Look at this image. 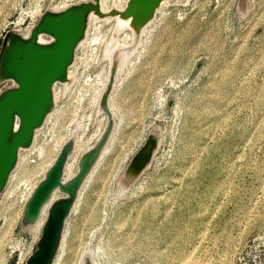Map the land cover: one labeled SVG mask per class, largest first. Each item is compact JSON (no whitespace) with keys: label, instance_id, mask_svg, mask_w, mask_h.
I'll return each instance as SVG.
<instances>
[{"label":"rangeland","instance_id":"rangeland-1","mask_svg":"<svg viewBox=\"0 0 264 264\" xmlns=\"http://www.w3.org/2000/svg\"><path fill=\"white\" fill-rule=\"evenodd\" d=\"M60 1L0 0V31L5 19ZM95 25L91 35L103 39L80 50L82 78L62 89L38 138L45 151L28 156L26 170L54 157L68 129L90 145L97 137L102 116L85 78L107 67L111 37L124 28ZM13 29L2 32L0 53ZM137 47L118 72L114 137L66 220L57 264H82L85 254L98 264H264V0H169ZM155 126L151 163L120 186ZM14 186L15 201L0 206V264H26L38 242L21 217L31 182L20 174Z\"/></svg>","mask_w":264,"mask_h":264},{"label":"water","instance_id":"water-1","mask_svg":"<svg viewBox=\"0 0 264 264\" xmlns=\"http://www.w3.org/2000/svg\"><path fill=\"white\" fill-rule=\"evenodd\" d=\"M245 1L242 0V3ZM162 2L129 0L123 10L114 8L108 13L119 14L128 21L138 39ZM93 12L100 16L106 14L101 10L100 0H79L60 10L47 9L28 34L15 30L7 34L0 53V82L12 79L14 84L0 92V193L18 162L21 148L31 145L36 129L53 109L54 84L68 78L69 66L74 60L78 44L86 34ZM44 35L50 39H42ZM117 65L115 63L111 69L101 98L103 110L108 115L107 124L94 146L82 154L78 172L71 179L63 180L65 164L74 148V141L70 139L27 202L23 221L33 223L55 189L60 188L66 193L51 203L41 236L26 264H52L56 257L66 219L79 189L114 128V117L108 102L117 75ZM160 136V127H153L131 158L121 176L126 187L131 186L149 166ZM85 264L94 263L87 257Z\"/></svg>","mask_w":264,"mask_h":264},{"label":"bare ground","instance_id":"bare-ground-1","mask_svg":"<svg viewBox=\"0 0 264 264\" xmlns=\"http://www.w3.org/2000/svg\"><path fill=\"white\" fill-rule=\"evenodd\" d=\"M128 1L129 0H116L115 2H112L110 0H100L101 10L106 12V14L103 16H100L98 14H95L94 12L91 13L90 18H89V22H88V26H87V30H86V34L83 37V39L80 41V43L78 44V46L76 48L74 60L69 66L68 78L64 81H57L54 84L53 92H54L55 105H54L53 109L49 112V114L45 118V121L43 122V124L36 129L31 145L28 147L21 148V150L19 152L18 162H17L15 168L12 170L6 186L3 188V190L0 193V198L1 197L3 198L2 203L0 204L1 207L5 204V201H8L9 198H12V196H14V192H15L14 191V187H15L14 185H15L16 179H18L20 174H22L23 181H26L27 183H28V181L31 182V188L27 192L22 194V198L25 202H24V211H23L21 217L24 218V214H25V210H26L28 200L30 199V197L33 194L37 185L45 178L47 171L54 164V162L57 159L61 149L64 146V144L70 139H73V141H74V148H73V151L70 153V155L67 159V162L65 164L63 180L67 181V180L71 179L78 172L79 160H80L82 154L84 152H86L87 150H89L90 148H92V146H94V144L97 142V140L102 135V133L105 129V126L107 124L108 115L103 110V107L101 105V98H102L103 93L107 87V84H108V81L110 78L111 69L114 66V64L117 63L118 64L117 65L118 66L117 75L115 77V83H114L113 89L110 93L109 102H108L109 107H110V109L113 113V117H114V128H113V131H112V133H111V135L107 141V144L105 145L104 149L102 150L98 160L96 161L93 168L91 169V171L89 172V174L85 178L84 182L82 183V185L79 189V192L77 194V198L75 200V203L72 207L71 212L75 208L77 201L80 197L81 190L84 187V184L91 178L95 169L99 166L100 162L102 161L103 157L105 156V154L107 152V148H108L111 140L114 137V132H115L117 122H116V118H115L116 112H115L114 105H113V97H114V93H115V88L117 87V83L119 81L118 80V72H119V69H121L120 68V66H122L121 63L123 62L124 59L125 60L127 59V54L129 55V52L132 51L133 49H135L137 46H139L140 48L141 47L143 48L146 37L148 36V34L151 32V30L155 26L159 14H161L164 11L167 3L169 2V0H163L161 5L157 9L155 15L151 19V21L144 27L139 38L136 39L133 30L129 27L128 21L121 18L119 14L110 15L108 13L114 8H116L118 10H123L126 7ZM75 2H76V0H75ZM31 3H33V2H31ZM72 3H74V0H62V1H60L58 6L55 5V7L52 6V8H54L53 10H60V9H63L67 6H69ZM44 12H45V9H44V7H42V4H36L34 6L29 7L28 9L23 10L21 13H19L20 15L15 20H11L9 18L5 19L3 22V26H1L2 28L0 31V38H1L2 32L5 29H7L9 26H12V28H15V29H13L15 31H19V32H22L24 34H28L30 32L31 28L37 22L38 18H40ZM27 16H30V18L32 17L33 22L31 24H29L27 27H23ZM5 18H6V16H5ZM104 22L112 23V25H110V28L114 29L113 33H115L116 30H120L122 28H124V29L122 30V33H121L122 35L119 36L118 38L112 39L114 37H111L112 42L111 43L109 42L110 44L108 45L107 50L105 49L106 50V53H105L106 56L105 57L107 58V65H106L107 67H103L99 71L97 76H95L94 78H91L89 75H87L85 78V80L87 82H89L88 84H90L93 88L96 87V91L94 94L95 96H93L94 97L93 103L98 107V109L101 113V116H102V121H103V124L100 123V129L98 130V132H96L97 137H96L95 141L90 145L89 143H87V141L85 142L83 140L81 134L78 133L79 132L78 130H77V132H75V130L72 131V130L68 129L65 133V137L64 136L60 137L59 139H57L55 141V144L53 145V148L55 151L54 157L46 159V161H45L46 163H43L42 166H40V169L38 167H36L35 169L30 168V169L26 170L25 162L27 160V157L30 156L35 151H37V153H38L37 156L40 157V155L42 153H44V151H45V146H43L42 144L38 145V138H39L41 131L45 128V126H47L49 120H51V117L54 116L55 114L57 115L60 111L58 101H59V97H60V93H61L62 89H64L65 91H71L77 85V83L80 81V79L82 78L81 73H79L77 70L79 68V66H78L79 61H81V59L83 58L82 57L80 59V57H79L80 50L83 49L87 45L89 46L91 44H96L98 41H101L100 39L102 37L98 33L91 35V30L93 29V27H95V28L97 27L95 24H102ZM42 39L48 40V39H50V37L47 35H44V36H42ZM106 46H105V48H106ZM137 49H138V47H137ZM130 53H132V52H130ZM6 82H9V83L11 82L12 84H14V80H12V79H9V80L7 79V80L2 81V83H6ZM82 90H84V89H82ZM65 91H64V93H65ZM84 94H86V93H84ZM81 95H82V93H81ZM83 96H85V95H83ZM95 105H94V107H95ZM77 128H78V126H77ZM145 140H144V142H145ZM135 153L133 154V156L135 155ZM130 160H129V162H130ZM129 162H128V164H129ZM42 174H43V177H41V179H39V181L35 182V180L37 179L36 177L40 176ZM123 182H124V180H122L121 184L119 183V185L121 186ZM123 185H122V187H124ZM122 189H124V188H122ZM65 195H66V193L62 192L60 190V188L55 189V191L53 192L49 201L43 206L41 213L39 214L37 219L33 223H25L28 227L34 228L38 231V240L41 236L43 226H44L45 221L47 219L48 211H49V207H50L51 203L54 200H56L57 198L63 197ZM15 199H16L15 197L12 198L11 203H13L15 201ZM21 211H22V209H21ZM71 212H70V214H71ZM69 215H68V217H69ZM65 224H66V222H65ZM64 227H65V225H64ZM0 231H2V230H0ZM64 241H65V228L63 229L61 243H60L59 249L57 251L56 257H55L52 264H57L56 258H57V255L59 254V251L63 247ZM33 252L31 251L29 254H26L27 259L29 258V256ZM87 257H90L94 264H98L97 261L95 260L94 255L90 256L88 254H85L82 257V261H83L82 264H85Z\"/></svg>","mask_w":264,"mask_h":264},{"label":"built area","instance_id":"built-area-1","mask_svg":"<svg viewBox=\"0 0 264 264\" xmlns=\"http://www.w3.org/2000/svg\"><path fill=\"white\" fill-rule=\"evenodd\" d=\"M10 85H12V83H11ZM10 85H9V86H10Z\"/></svg>","mask_w":264,"mask_h":264}]
</instances>
